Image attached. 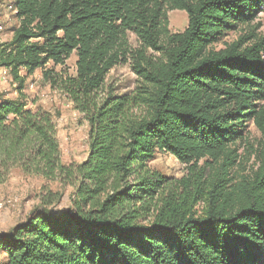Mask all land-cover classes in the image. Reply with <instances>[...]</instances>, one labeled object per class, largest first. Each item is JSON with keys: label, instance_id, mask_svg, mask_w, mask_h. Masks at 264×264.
<instances>
[{"label": "trees", "instance_id": "1", "mask_svg": "<svg viewBox=\"0 0 264 264\" xmlns=\"http://www.w3.org/2000/svg\"><path fill=\"white\" fill-rule=\"evenodd\" d=\"M12 4L20 24L0 45V68L20 95L0 97V183L18 166L73 194L72 207L55 213L61 195L49 191L41 211L1 233L0 264H264V37L216 47L252 23L264 0ZM170 10L187 12L183 31H170ZM74 52L76 75L58 80L89 124V152L67 165L53 115L22 96L37 69ZM128 61L138 87L119 95L107 77ZM52 74L44 73L55 85ZM251 121L262 143L243 174L238 143ZM158 152L187 174L150 169Z\"/></svg>", "mask_w": 264, "mask_h": 264}, {"label": "rangeland", "instance_id": "2", "mask_svg": "<svg viewBox=\"0 0 264 264\" xmlns=\"http://www.w3.org/2000/svg\"><path fill=\"white\" fill-rule=\"evenodd\" d=\"M14 0H0V45L12 40L14 29L20 24ZM169 29L171 32L183 31L189 21L186 11L170 10L168 12ZM264 37V10L250 24H243L240 29L225 33L216 47H224V41L231 43L240 36ZM254 38L248 40L249 43ZM132 47H138L136 36L130 33ZM77 55L60 65L49 62L44 68H39L27 78L22 98L33 109L42 108L53 115L60 143L63 163L79 164L83 162L89 152V124L74 106L72 100L60 89V77L74 76L77 70ZM6 70V73H3ZM52 70L58 83L52 85L45 78V71ZM25 75V72L22 71ZM139 78L134 72L131 61L116 65L108 74L106 86L114 89L119 95L132 93L138 87ZM16 83L9 71L0 68V97L16 98L20 95ZM247 139L238 143L239 160L236 171L250 174L256 168V151L262 143V134L256 124L251 121L247 131ZM202 164V162L200 163ZM150 169L177 180L187 174V166L175 155L168 152H158L148 163ZM61 195L59 202H55L50 209L57 213L72 207L71 197L73 188L60 181H51L43 176L25 173L20 167H14L9 176L0 183V234L6 233L14 226L27 220L34 212L42 210L43 198L48 192Z\"/></svg>", "mask_w": 264, "mask_h": 264}, {"label": "bare ground", "instance_id": "3", "mask_svg": "<svg viewBox=\"0 0 264 264\" xmlns=\"http://www.w3.org/2000/svg\"><path fill=\"white\" fill-rule=\"evenodd\" d=\"M2 206H3L2 203H0V208H1Z\"/></svg>", "mask_w": 264, "mask_h": 264}, {"label": "built area", "instance_id": "4", "mask_svg": "<svg viewBox=\"0 0 264 264\" xmlns=\"http://www.w3.org/2000/svg\"><path fill=\"white\" fill-rule=\"evenodd\" d=\"M3 73H6V70H3Z\"/></svg>", "mask_w": 264, "mask_h": 264}]
</instances>
